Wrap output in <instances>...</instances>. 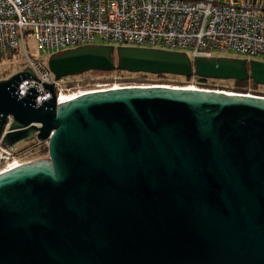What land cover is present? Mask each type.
I'll return each instance as SVG.
<instances>
[{
    "label": "water",
    "instance_id": "obj_1",
    "mask_svg": "<svg viewBox=\"0 0 264 264\" xmlns=\"http://www.w3.org/2000/svg\"><path fill=\"white\" fill-rule=\"evenodd\" d=\"M47 68L264 86L255 59L146 47L82 46ZM27 78L0 81V145L35 139L47 158L0 173V264H264L263 96L154 85L57 103L42 83L39 106L36 87L17 95Z\"/></svg>",
    "mask_w": 264,
    "mask_h": 264
},
{
    "label": "built area",
    "instance_id": "obj_2",
    "mask_svg": "<svg viewBox=\"0 0 264 264\" xmlns=\"http://www.w3.org/2000/svg\"><path fill=\"white\" fill-rule=\"evenodd\" d=\"M27 37L47 55L110 45L180 51L190 58L231 53L264 61V0H0V51L25 52ZM28 62L26 68L40 82L21 80L17 95L24 98L34 86L41 91L34 98L39 106L51 98L42 83L54 85L57 103L62 95L132 87L114 81L62 94L65 84L54 80L44 61ZM30 151L0 145V173L32 162Z\"/></svg>",
    "mask_w": 264,
    "mask_h": 264
},
{
    "label": "rangeland",
    "instance_id": "obj_3",
    "mask_svg": "<svg viewBox=\"0 0 264 264\" xmlns=\"http://www.w3.org/2000/svg\"><path fill=\"white\" fill-rule=\"evenodd\" d=\"M25 44H26V54L31 58V60L34 59L42 60L47 66V60L50 57V55H47L46 53L42 52L38 47L36 41L32 38L27 37ZM96 44H100V42H97ZM225 57L231 59L242 58L249 60L247 57L240 54L229 53L226 54ZM30 58L26 57L23 52L19 53V55H13L8 57L5 56V58H3L0 61V81L10 78L11 76L15 75L18 72H22L26 68V66L29 65L28 60ZM256 60L264 62L263 60L260 59H256ZM61 80L65 84L64 88L62 89L63 90L62 94H65L64 91H68L66 94H69L79 89L82 90H88L91 88L94 89L95 85L97 84L114 82V81L127 83L128 85L131 86L164 85V86L178 87V88H184L187 86H196L198 88L200 87L209 90H219V91L236 93L233 90L234 83L232 80L230 81L216 80L214 82L205 83V86H203L200 85L199 82H197V80H195L194 78L191 82L185 83L184 85L181 84L182 82H184V80L179 77H169L167 80L155 78V77L141 78L140 76H135V75L132 76L126 73L119 74L118 72L109 75H101L95 72H88L80 76L66 77ZM66 85H70V87ZM246 94L264 97V86H261L258 89L250 88L246 91ZM16 146L19 149H25V150L30 149L31 151L29 152V154L30 157L33 158V161L47 158V153L42 154V151L46 145L37 142L35 139L23 141Z\"/></svg>",
    "mask_w": 264,
    "mask_h": 264
},
{
    "label": "trees",
    "instance_id": "obj_4",
    "mask_svg": "<svg viewBox=\"0 0 264 264\" xmlns=\"http://www.w3.org/2000/svg\"><path fill=\"white\" fill-rule=\"evenodd\" d=\"M28 38H32V37H28ZM33 39V38H32ZM24 55L28 58H30L27 54H26V44H25V47H24ZM19 53H22L21 52V49H18V50H8V51H5V52H1L0 51V61L8 56H13V55H19ZM31 59V58H30ZM36 60V59H34ZM92 72H95V73H98V74H101V75H109V74H112V73H126V74H130V75H135V76H140L141 78H144V77H155V78H160V79H168L169 77H179L181 79L184 80V82H182L181 84H184L185 83H188V82H191L194 78L195 80H197V82H199L200 85H203L205 86V83H209V82H214L216 80H208V79H201V78H196V77H180V76H175V75H170V74H157V75H152V74H143V73H138V74H133V73H129V72H121V71H112V72H102V71H92ZM233 83H234V88L233 90L236 92V93H242V94H246V91L248 89H258L259 87H261L260 85H257V84H254L251 80H246V81H236V80H232ZM70 86V85H68ZM256 92V91H255ZM47 153V150H46V146L44 147L43 151H42V154H46Z\"/></svg>",
    "mask_w": 264,
    "mask_h": 264
},
{
    "label": "bare ground",
    "instance_id": "obj_5",
    "mask_svg": "<svg viewBox=\"0 0 264 264\" xmlns=\"http://www.w3.org/2000/svg\"><path fill=\"white\" fill-rule=\"evenodd\" d=\"M80 76V75H79ZM76 77V76H75ZM150 86H154V85H150ZM169 87V86H168ZM189 87H193V88H195L194 86H189ZM188 89H192V88H188ZM225 92V91H224ZM231 93V92H230ZM75 97V95H62L59 99H58V102H62V101H66V100H69V99H72V98H74Z\"/></svg>",
    "mask_w": 264,
    "mask_h": 264
},
{
    "label": "flooded vegetation",
    "instance_id": "obj_6",
    "mask_svg": "<svg viewBox=\"0 0 264 264\" xmlns=\"http://www.w3.org/2000/svg\"><path fill=\"white\" fill-rule=\"evenodd\" d=\"M25 69H27V68H25ZM17 147V146H16Z\"/></svg>",
    "mask_w": 264,
    "mask_h": 264
},
{
    "label": "clouds",
    "instance_id": "obj_7",
    "mask_svg": "<svg viewBox=\"0 0 264 264\" xmlns=\"http://www.w3.org/2000/svg\"><path fill=\"white\" fill-rule=\"evenodd\" d=\"M25 70V69H24ZM46 145V144H45Z\"/></svg>",
    "mask_w": 264,
    "mask_h": 264
}]
</instances>
